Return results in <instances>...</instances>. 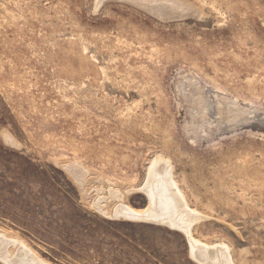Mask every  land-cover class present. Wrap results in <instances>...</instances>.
Wrapping results in <instances>:
<instances>
[{"label": "rangeland", "instance_id": "1", "mask_svg": "<svg viewBox=\"0 0 264 264\" xmlns=\"http://www.w3.org/2000/svg\"><path fill=\"white\" fill-rule=\"evenodd\" d=\"M135 1L0 0V231L49 264H199L91 206L145 209L159 161L196 241L264 264V0Z\"/></svg>", "mask_w": 264, "mask_h": 264}, {"label": "bare ground", "instance_id": "2", "mask_svg": "<svg viewBox=\"0 0 264 264\" xmlns=\"http://www.w3.org/2000/svg\"><path fill=\"white\" fill-rule=\"evenodd\" d=\"M146 6L149 7L150 5L148 6L146 3ZM158 164L159 161L153 162L148 170L145 185L141 189V192H144L149 200L147 208L137 210L129 207L126 203L127 191L116 190L113 185L105 190L99 189L100 191H97L98 194H104L105 197L99 198L96 194L91 203L92 208L104 217L114 220L118 218V220L126 219L127 221L132 216L135 217L132 219H136L145 215L149 222L158 223L153 224L173 227L176 231L185 234L191 243V256L197 263L233 264L226 247L222 245L208 247L193 238L194 227L205 217L190 209L186 196L169 172V165L167 164V167L160 171ZM87 184L88 181L84 185ZM3 232L0 231L1 264H49L42 260L20 238Z\"/></svg>", "mask_w": 264, "mask_h": 264}, {"label": "water", "instance_id": "3", "mask_svg": "<svg viewBox=\"0 0 264 264\" xmlns=\"http://www.w3.org/2000/svg\"><path fill=\"white\" fill-rule=\"evenodd\" d=\"M138 4V3H137ZM138 5H141V4H138ZM141 6H143V5H141ZM143 7H145V6H143ZM147 8V7H146ZM149 9H150V7H148ZM144 193V192H143ZM147 196V195H146ZM148 203H149V200H148V197H147V205H148ZM147 205H146V207H147ZM145 207V208H146ZM133 217V216H132ZM132 217H130L129 219H127V221H133V222H147V223H156V222H149V220H147L146 218V216L145 215H143L142 217H139V218H136V219H132ZM133 218H135V217H133ZM116 220H118V218H116ZM126 220V219H125ZM156 224H158V223H156ZM161 225V224H160ZM167 227H169V226H167ZM171 228V227H170ZM172 229L173 230H176L175 228H173L172 227Z\"/></svg>", "mask_w": 264, "mask_h": 264}]
</instances>
